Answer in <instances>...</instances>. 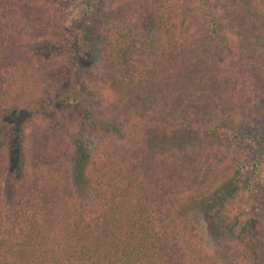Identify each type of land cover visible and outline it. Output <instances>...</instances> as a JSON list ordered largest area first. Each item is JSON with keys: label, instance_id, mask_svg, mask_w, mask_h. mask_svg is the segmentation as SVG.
Segmentation results:
<instances>
[{"label": "trees", "instance_id": "16d2710c", "mask_svg": "<svg viewBox=\"0 0 264 264\" xmlns=\"http://www.w3.org/2000/svg\"><path fill=\"white\" fill-rule=\"evenodd\" d=\"M0 264H264V0H0Z\"/></svg>", "mask_w": 264, "mask_h": 264}, {"label": "rangeland", "instance_id": "374dc122", "mask_svg": "<svg viewBox=\"0 0 264 264\" xmlns=\"http://www.w3.org/2000/svg\"><path fill=\"white\" fill-rule=\"evenodd\" d=\"M74 8L76 9V5L74 6ZM75 9H74L72 15L75 14ZM76 11H78V9H76ZM67 43L68 42H63L59 46L58 50L54 53L56 55L55 57H58V59H60L61 61H65V62L70 57V55L67 53V50L65 49L67 47ZM90 70H91V72L94 71V69H90ZM77 81H78V85L75 87V89L78 92H80L79 85H81V84L87 85V87H90V85L85 83L81 77L78 78ZM59 89L61 90V87ZM97 98H98V100L95 99L96 103H97L95 105V108L98 111L101 109L104 110V107L99 103L100 102L99 97H97ZM50 102H53V93H51L50 96L47 98V103L50 104ZM76 106H77V101L65 100V101H63V103L61 105L56 107V110L54 113H53V110L46 112L44 114L45 115L44 120H49L50 122H52L53 119L56 118L60 121H63L65 124H69V123H71V121L74 119V117L78 113L76 110ZM96 142H97V138H94V137L88 136L85 139V143H86V146L88 148H92ZM7 163H8V160H7ZM248 207H249V205H248V202L246 201V196L244 195L241 198L235 200V204L233 205V211H234V213H237L238 215H240L242 217L244 213L248 212ZM196 231H197V234L201 238L202 247L206 251H210L214 246V239L212 237H210L209 231H208L207 227L205 226V224L203 223L202 220H199L196 223Z\"/></svg>", "mask_w": 264, "mask_h": 264}]
</instances>
